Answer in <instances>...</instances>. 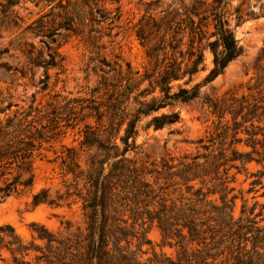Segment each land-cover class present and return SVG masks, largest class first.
I'll return each instance as SVG.
<instances>
[{
  "label": "trees",
  "instance_id": "1",
  "mask_svg": "<svg viewBox=\"0 0 264 264\" xmlns=\"http://www.w3.org/2000/svg\"><path fill=\"white\" fill-rule=\"evenodd\" d=\"M35 1L56 2L62 8L63 21L57 27L69 28L76 19L81 21L87 15L92 18L98 10V0H67L66 5L63 0ZM20 2L0 0V32L2 23L14 12L13 6ZM203 3L181 4L182 12L177 13L174 26L172 19L162 18L163 33L145 50L151 67L143 78L148 79L149 87L134 97L138 106L128 111L114 103L98 113V121L106 116L107 124L85 123L79 141L83 158L77 149L65 148L60 165L62 174L69 175L70 180L64 190L51 194L50 188L42 187L32 194L33 205L62 207L78 202L80 220L61 219L55 229L33 221L28 239L10 223L0 224V254H8L5 264H264V225L252 216L254 208L247 210L244 204L235 217V187L230 184L235 177L229 174L232 168L239 171L237 162L245 166L254 160L264 168V66L253 85L247 87V94L233 93L211 102L210 113L217 122L215 134L197 140V147L204 151L186 153L178 161L162 156L158 163L149 164H138L126 155L137 152V122L142 115L193 100L200 85L221 74L242 52L225 11L228 0H212L209 6ZM244 3L242 0L233 9L235 25L242 23L245 15L249 17L248 8L255 5L248 3L243 8ZM259 8L264 13V3ZM207 12L214 36L206 43L212 66L201 81L191 83L193 76L205 69L199 43ZM57 27L39 22L32 31L40 34L50 49L57 39ZM186 29L189 39L183 49ZM138 36L145 40L142 32ZM8 50L0 48V57ZM48 54L49 58H44L39 51L29 59L44 68L55 65L53 52L49 50ZM1 69L10 68L0 60ZM45 78L40 79L41 88L45 87ZM176 81L181 82L174 90ZM155 89L158 95L141 99ZM11 105L8 102L0 107V201L32 185L33 174L24 177L19 169L31 171L44 144L59 133L55 119L49 117L56 110L52 103H47L53 107L50 112L39 107L8 112ZM43 118L47 124L42 123ZM179 120V112L171 109L153 115L149 126L156 129ZM241 132L247 135L248 151L236 147L242 141ZM259 177L251 180L250 190L260 182ZM153 225L160 232V247H173L174 256L155 248L150 254L142 249L143 244L150 243L147 232Z\"/></svg>",
  "mask_w": 264,
  "mask_h": 264
},
{
  "label": "rangeland",
  "instance_id": "2",
  "mask_svg": "<svg viewBox=\"0 0 264 264\" xmlns=\"http://www.w3.org/2000/svg\"><path fill=\"white\" fill-rule=\"evenodd\" d=\"M193 1L209 6L212 0H98V10L92 18L87 15L81 21L76 19L69 28L57 27L63 19L62 8L56 2L21 0L13 6L14 12L2 23L4 27L0 32V48L9 49L0 60L10 68L8 71L0 70V107L11 102L8 112L29 107L44 108L50 112L53 107L47 103H52L56 110L49 117L55 119L59 133L44 144L41 156L35 158L31 171L19 169L24 177L30 172L33 174L32 185L0 201V224L10 223L17 233L28 239L29 224L33 221L55 229L61 219L80 220L78 202L62 207L46 203L33 205L32 194L42 187L50 188L51 194L64 190L70 176L62 174L60 156L66 152V147H73L83 158L79 141L85 123L91 126L99 125L98 122L107 124L106 116L98 121V113L108 110L114 103L119 109L128 111L138 106L134 97L149 87L148 79L143 78L145 70L149 71L151 67L145 55L146 47L163 33V27H160L163 17L172 19L174 26L179 17L177 13L182 12L179 6H190ZM241 1L228 0L225 11L242 52L227 64L221 74L200 85L198 96L193 100L176 102L173 107H163L140 117L137 122V152L126 153L138 164L158 163L162 156H173L178 161L186 153L204 151L197 147V140L215 134L217 122L216 116L210 113L211 102L233 93L249 92L247 87L253 85L264 66V13L259 8L264 0H244L243 8L248 3L255 5L248 8L249 17L245 15L244 21L235 25L233 9ZM62 3L66 5L67 0ZM206 15L207 19L202 23L203 39L199 43L203 49L205 69L194 75L191 83L201 81L212 66V54L206 43L214 39L211 35L213 27L209 12ZM1 17L0 13V21ZM39 22L47 27H57V39L50 49H47L45 39L32 31ZM139 32L145 36L144 41L138 36ZM184 34L183 49L188 43V29ZM49 50L54 54L53 66L44 68L29 59V56L36 57L39 51L44 58H49ZM44 77L45 87L41 88L40 79ZM177 82L181 81L173 83L174 90ZM158 94V89H155L141 99L149 100L152 95ZM171 109L179 112L178 122L156 129L149 126L153 115ZM41 121L48 123L45 118ZM239 136L242 141L236 145L238 150H250L251 147L246 144L247 135L241 132ZM237 163L239 171L232 168L229 173L235 177L230 182L235 187L232 191L236 196L234 215H240L244 204L247 210L254 208L252 216L259 225H264V175L260 176L264 168L254 160L245 166ZM257 177L260 182L250 190L251 180ZM254 202L257 204L254 205ZM147 238L150 243L143 244L142 249L148 254L151 248H155L174 256L173 247H160V232L156 226L150 227ZM7 259L8 254L1 252L0 264H5Z\"/></svg>",
  "mask_w": 264,
  "mask_h": 264
}]
</instances>
